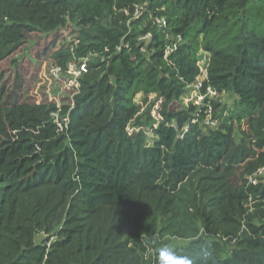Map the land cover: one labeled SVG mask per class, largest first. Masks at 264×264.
Here are the masks:
<instances>
[{
	"label": "trees",
	"instance_id": "16d2710c",
	"mask_svg": "<svg viewBox=\"0 0 264 264\" xmlns=\"http://www.w3.org/2000/svg\"><path fill=\"white\" fill-rule=\"evenodd\" d=\"M31 36L0 72V264H156L158 223L204 232L193 264H264V0H0V63ZM87 58L72 98L36 92Z\"/></svg>",
	"mask_w": 264,
	"mask_h": 264
},
{
	"label": "rangeland",
	"instance_id": "374dc122",
	"mask_svg": "<svg viewBox=\"0 0 264 264\" xmlns=\"http://www.w3.org/2000/svg\"><path fill=\"white\" fill-rule=\"evenodd\" d=\"M69 30H70V35H69L68 39H66V43H69L72 38L76 37V34H74V32H73L74 31L73 28L69 29ZM30 38L33 42H29V44H27L25 47H23L20 51L16 52L11 57L10 60L3 62V63H0V72L1 71H7L8 72L9 69H11V73L13 71L16 73V71L19 69V66H20L19 63L22 62L25 57H28L30 60L33 61L34 64H36L35 59H33L34 57L31 55V50L34 47V44L36 42H35L34 37L31 36ZM206 57H207L206 54L203 52L199 55V61H200L201 66L206 64V61H207ZM14 59H17L16 63H17V65L19 64L18 68H17V65L12 64V60H14ZM90 60L92 61V59H90ZM89 61H87V62H89ZM5 69H8V70H5ZM21 71H22L23 76H24L25 72H23V67H21ZM11 73L7 74L6 76L8 77L9 75H11ZM67 76L68 75H64V77H67ZM194 87L195 86L192 87V94H191L192 96L191 97L195 101L198 99L197 101L200 103L202 101V99H200L199 98L200 96L198 94H196L197 92L195 91ZM36 89L48 90V91H36L37 93L42 95V98L44 99V101H46L48 99H55L58 103H60L63 99H67L68 97L72 98L73 93L75 91L74 88H71L70 90L62 91L61 87H60V83L58 81H55L49 85H47V84L41 85L40 82H38L36 84ZM217 102L220 104V108L218 110V112H219L218 115H223V118L226 117V115H228V114H226V112H230V111L234 112L236 107H237V104H238L237 97L232 93H225L223 95H220L217 99ZM185 103H188V102L186 101ZM208 125H210L211 127H217L218 122H214V124L209 122ZM235 126H236L235 127V138H236L238 143H240L242 145L246 144V145H251V146L257 145L258 139L251 132L246 121H243V123L241 125L237 123ZM261 177L262 178H260V179L264 181V175H262ZM193 182L195 185L194 187H196V185H198L199 178L197 177V178L193 179ZM194 187H193V189H191V192L193 195L195 194ZM160 225L162 226V224L158 223L157 229L154 232L155 234L153 235V238L155 241L154 244H156L157 248L162 244H168L170 246H173L174 248L183 247V246L187 245L191 241V239H193L194 237L199 238V237H202V234H204V232L202 230H200L196 235H192V234H190V232H188L187 235L190 236L189 238L184 237L183 232H181L180 234L168 233L165 236H162L159 233Z\"/></svg>",
	"mask_w": 264,
	"mask_h": 264
},
{
	"label": "built area",
	"instance_id": "2783aa9c",
	"mask_svg": "<svg viewBox=\"0 0 264 264\" xmlns=\"http://www.w3.org/2000/svg\"><path fill=\"white\" fill-rule=\"evenodd\" d=\"M151 38V35H146L142 38H140L141 42H147L149 41ZM182 41V38L178 37L177 39V44L180 43ZM177 44H174L170 49L169 52L176 50L177 48ZM207 59V57H206ZM90 59H82L80 60L79 63H71L69 65L68 70L65 72L62 70V68L58 67V66H53L50 70V75L51 77L55 80L58 81L60 83V87L62 91L65 90H70L71 88H74L75 91H78L80 88V84H79V79L85 75L88 72V68H87V64ZM207 64V61H206ZM206 64L201 66L200 65V61H199V66L201 68L202 74L203 76L201 77V79L199 80V82H197L194 86L195 91L197 92L196 94H199V91L202 87V81L206 78ZM64 75H68L67 77H64ZM74 91V92H75ZM208 94L211 97H215L216 93L213 91L212 88H208L207 89ZM192 94V93H191ZM192 96V95H191ZM199 97V96H198ZM200 99L203 100V96L199 97ZM194 100L192 99V97L189 100H186L187 102ZM198 100V99H197ZM197 104H199L198 101H196ZM212 111V109H210V112ZM55 117V122L58 124V126L60 127L61 130H63V122L65 125H67L68 123V118H64L63 122L60 121V116L59 113L54 114ZM212 124H214V122H210ZM209 124V122H208ZM264 175V167L260 168L257 173L255 174L254 179H252V181L254 183H256L258 181V179L262 178L261 176Z\"/></svg>",
	"mask_w": 264,
	"mask_h": 264
},
{
	"label": "clouds",
	"instance_id": "9594fccd",
	"mask_svg": "<svg viewBox=\"0 0 264 264\" xmlns=\"http://www.w3.org/2000/svg\"><path fill=\"white\" fill-rule=\"evenodd\" d=\"M156 264H193V261L189 256L179 254L173 246L162 244L156 250Z\"/></svg>",
	"mask_w": 264,
	"mask_h": 264
}]
</instances>
